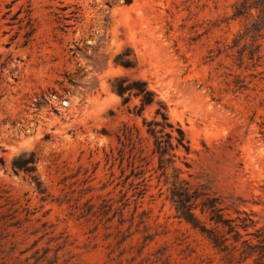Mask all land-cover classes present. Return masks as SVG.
<instances>
[{
  "label": "rangeland",
  "instance_id": "rangeland-1",
  "mask_svg": "<svg viewBox=\"0 0 264 264\" xmlns=\"http://www.w3.org/2000/svg\"><path fill=\"white\" fill-rule=\"evenodd\" d=\"M127 1L0 0V264H224L175 217L155 158L136 201L129 170L106 165L123 124L139 129L143 156L152 147L127 113L137 101L121 105L109 91L115 76L145 81L184 132L180 178L264 229V0ZM125 49L134 70L113 65ZM21 152L35 154L47 201L11 171ZM109 199L107 217L127 199L121 218L88 213Z\"/></svg>",
  "mask_w": 264,
  "mask_h": 264
},
{
  "label": "trees",
  "instance_id": "trees-1",
  "mask_svg": "<svg viewBox=\"0 0 264 264\" xmlns=\"http://www.w3.org/2000/svg\"><path fill=\"white\" fill-rule=\"evenodd\" d=\"M245 5L246 3H242L236 7L235 16L245 14L247 10ZM260 14L264 15V12L260 11ZM32 32L33 30L26 32L25 37L28 39ZM75 50L78 49L75 48ZM69 52L72 53V56L75 53L72 49H69ZM113 65L125 70H134L137 64L131 51L125 49L115 55ZM108 87L109 91L120 99L121 105L137 101L132 109H127V113L141 119V126L147 137L151 139L150 154L143 156L139 129L135 125L123 124L116 135L118 147L110 148L107 153H104L105 163L110 168L116 164L121 175L125 170H129V174L124 176L123 181L124 183L128 182L132 189L133 200L142 198L146 193L145 167L149 165L150 158H155L156 170L160 171L159 178L164 179V185L167 186L168 192L167 199L171 203L177 219L183 221L190 229L203 237L215 253L221 257L224 264H243L247 261H250L251 264H264V229L256 228L252 214L232 207L234 216H231L228 212L230 208L224 206L222 198L213 193L208 186L200 183L192 184L180 178V169L175 167V161L178 159L176 152L182 150L188 154L189 143L180 127H175L169 121L166 106L158 100L156 93L149 88L145 81L128 76L112 77L108 80ZM153 106L156 107L152 117L145 118L144 111ZM36 160L34 153L21 152L10 161V169L15 175L23 174L28 177L40 196V201L45 202L48 193L37 175ZM168 169L172 171L171 177L168 175ZM124 197L122 196V198ZM110 201L111 199L102 200L98 211H93L94 206L89 205L88 213L105 219V223L111 222L117 214L121 218L122 209L126 206L127 199L121 207L114 210L111 217H107L112 211ZM86 204H89V201ZM2 207L0 206V208ZM15 212L13 211V213ZM80 217H84L83 212L80 213ZM2 219L0 212V222L3 221ZM118 223L122 225L124 222L119 220ZM13 225L9 224L8 226ZM49 251V248L42 249L40 255H38L39 251H36L35 255L38 256L35 257V261L38 263L46 260Z\"/></svg>",
  "mask_w": 264,
  "mask_h": 264
}]
</instances>
